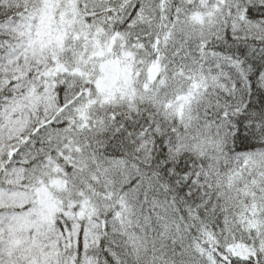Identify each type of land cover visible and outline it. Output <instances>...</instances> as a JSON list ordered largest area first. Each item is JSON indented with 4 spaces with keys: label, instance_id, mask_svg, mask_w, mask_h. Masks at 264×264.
Here are the masks:
<instances>
[{
    "label": "snow or ice",
    "instance_id": "1",
    "mask_svg": "<svg viewBox=\"0 0 264 264\" xmlns=\"http://www.w3.org/2000/svg\"><path fill=\"white\" fill-rule=\"evenodd\" d=\"M0 264H264V0H0Z\"/></svg>",
    "mask_w": 264,
    "mask_h": 264
}]
</instances>
